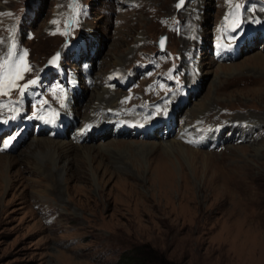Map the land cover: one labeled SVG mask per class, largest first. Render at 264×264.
Masks as SVG:
<instances>
[{
	"label": "rangeland",
	"instance_id": "obj_1",
	"mask_svg": "<svg viewBox=\"0 0 264 264\" xmlns=\"http://www.w3.org/2000/svg\"><path fill=\"white\" fill-rule=\"evenodd\" d=\"M21 1L0 0V32L8 27L5 22L8 11L3 9H16ZM59 1L65 3V0H42L31 23L35 36L23 45L32 63L27 64V69L20 68L23 80L35 77V67L29 64L39 67L45 57L56 52L58 55L57 50L67 51L60 38L72 31L73 25L67 24L56 34H48L45 24L48 14L50 17L57 11ZM87 1L91 5L89 15L75 22L81 28V37L95 44L94 57L89 56L88 60L93 62L92 72L96 75H104L116 65L130 66L134 61L158 57L155 38L167 32L166 48L169 45L173 49L171 61L184 73L186 60L182 50L190 47L179 35L184 37L202 29V40H207L206 34L214 29L226 33L227 17L237 22L235 28L239 33L245 28L239 20L253 7L259 11V5H264V0H202L204 4L201 0ZM22 5L28 8L30 2L25 0ZM235 7L238 11L230 12ZM261 16L264 17V10L257 12L254 22L247 26L250 32L256 23L262 22L257 25L260 36L245 34L228 43L235 56L233 61L211 62L203 48V76L199 77L200 69L197 75L193 74L195 81L201 79L198 89H193V84H183L188 89L186 107L206 109L204 113L189 111L191 117L189 114L183 117L187 123L197 119L204 122V127L215 123L221 128L225 125L220 123L222 120L230 124L226 122L222 128L216 146H207L211 149L184 144L182 149L168 153L161 141L175 144L179 140L157 135L150 139L119 137L107 131L87 136L85 140L90 141L79 144L70 136L58 145H55L58 138L39 136L41 142L49 145L42 150L43 154L38 151L40 146H30L35 137L14 152L0 153L4 159L0 165V264H115L121 252L134 247H141L161 264H264V40L259 41L264 35V18ZM147 38L153 40L154 54L143 53L145 49L153 51ZM4 42L2 36L0 45ZM251 46L256 48L249 49ZM56 57L51 59L53 66ZM98 88L109 91L101 84L88 94V89H82L81 97L86 96L75 104L73 115L77 121L72 133L81 126L95 129L106 126L111 118L118 120L111 110L106 112L112 104L105 108V102L90 109L87 116H76V108L82 112L85 106L89 108L88 104L98 96ZM111 92L118 93L117 98L122 93ZM142 95L155 100L156 94L143 91ZM47 98L48 95H43L40 100ZM53 103L51 100L49 105ZM42 106L45 104L27 109L25 118L30 119V125L49 112L41 111ZM154 107H159L157 115L166 111V106L157 100ZM226 109V113L220 114ZM232 118L257 125L253 131L245 125L242 132L238 126L234 131L229 127L236 124ZM179 120L180 116L177 123ZM127 121L133 123L132 114L122 123ZM131 132L135 134V130ZM52 146L60 149V164L66 165L63 178L49 160ZM70 146L77 151L68 153ZM169 158L171 162L165 163ZM55 181L57 184L53 185ZM43 215L50 220L44 222Z\"/></svg>",
	"mask_w": 264,
	"mask_h": 264
},
{
	"label": "bare ground",
	"instance_id": "obj_2",
	"mask_svg": "<svg viewBox=\"0 0 264 264\" xmlns=\"http://www.w3.org/2000/svg\"><path fill=\"white\" fill-rule=\"evenodd\" d=\"M206 1V0H205ZM205 1L204 2H202V0H201V3L202 4H204L205 3ZM255 12V11H254ZM254 12L252 13V15H251V17H253L254 16ZM92 34L93 35H96V33L93 31L92 32ZM247 43V42H246ZM255 45H257V44H255ZM253 48H256L255 46H251L249 49H253ZM263 48H264V46H263ZM263 61H264V58H263ZM264 63V62H263ZM223 66H221V68H222ZM202 76H203V72H202V74H201V78H202ZM96 93L98 94V96L97 97H95L94 98V100L93 101H91L89 104H88V102L86 101L85 102V104L87 105H89V108L87 109L86 108V106H85V109H84V112H82V111H79L77 108H76V116H78V117H81V116H87L88 115V111H90V109H92V108H94V107H98V106H100L103 102H105L106 103V105L104 106L105 108L106 107H108V106H110L111 104H114L115 103V101L117 100V97H118V94L115 92V93H112L111 91H108V93H106L105 92V90L104 89H100V88H98L97 90H96ZM106 94H109V96H108V98H106L105 97V95ZM201 103V102H200ZM192 107H197L196 105L194 106H192ZM85 110H87V112L85 111ZM205 110L206 109H202L201 108V106L200 107H198V108H190V105L188 106V107H185L184 108V110H183V114L184 115H188L189 114V111L190 112H193V113H204L205 112ZM188 111V112H187ZM208 111V110H207ZM190 115V114H189ZM190 117H191V115H190ZM233 120H237L239 123H242V122H245L246 120H244V119H242V120H240V119H235V118H232ZM109 122V121H108ZM250 122H252V121H250ZM102 123V122H101ZM106 124V123H105ZM257 125V123L256 122H252V123H248V128L250 129V131H253V128L255 127ZM93 127V126H92ZM89 128H90V126H89ZM91 129V128H90ZM106 132V131H105ZM253 137V136H252ZM251 137V138H252ZM34 138V137H33ZM65 138H62V139H60V140H56L55 142L57 143V144H55V145H58V144H62L63 142H65L66 140H64ZM167 140V139H166ZM33 141H36V143L35 142H33ZM33 141L30 143V146H32V145H36V146H40L41 148L40 149H38V151L41 153V154H43L42 153V150L44 149V148H46V146L48 147L49 145L45 142V143H43V142H41L40 141V137L39 136H36L34 139H33ZM165 140H163V141H161V142H163L162 143V147H164L166 150H167V152L168 153H171V152H173V150L174 149H182L183 148V143H181L180 141V143L179 142H177V143H175V144H171L170 142H169V140L168 141H165ZM63 147V146H62ZM71 147H73V146H70L69 148H67V152L68 153H70V152H73V151H77V149L76 148H71ZM83 148V147H82ZM84 149V148H83ZM118 149V148H117ZM50 150L52 151V154H51V157H50V159L49 160H51V163L54 165V168H55V170L59 173V174H61V176H62V178H63V169H66V165H61L60 163H61V159H62V156H61V154L59 153V150L60 149H57V147H53L52 146V148H50ZM85 153V152H84ZM37 154V153H36ZM88 157V156H87ZM8 158V157H7ZM67 159V158H66ZM48 160V159H47ZM3 161H4V159L3 158H1L0 157V165H2L3 164ZM167 162H171V160H170V158H169V160L168 161H166L165 163H167ZM9 163H13V160L12 159H9ZM2 170V169H1ZM1 178V177H0ZM66 179V178H65ZM50 182L49 183H51L53 180L52 179H50L49 180ZM53 185L54 184H57V182L55 181L54 183H52ZM53 187V186H52ZM54 188V187H53Z\"/></svg>",
	"mask_w": 264,
	"mask_h": 264
},
{
	"label": "trees",
	"instance_id": "obj_3",
	"mask_svg": "<svg viewBox=\"0 0 264 264\" xmlns=\"http://www.w3.org/2000/svg\"><path fill=\"white\" fill-rule=\"evenodd\" d=\"M115 264H161L159 260L146 254L141 247L121 252Z\"/></svg>",
	"mask_w": 264,
	"mask_h": 264
},
{
	"label": "snow or ice",
	"instance_id": "obj_4",
	"mask_svg": "<svg viewBox=\"0 0 264 264\" xmlns=\"http://www.w3.org/2000/svg\"><path fill=\"white\" fill-rule=\"evenodd\" d=\"M33 83H34V81H33ZM7 145H5V147H6Z\"/></svg>",
	"mask_w": 264,
	"mask_h": 264
}]
</instances>
